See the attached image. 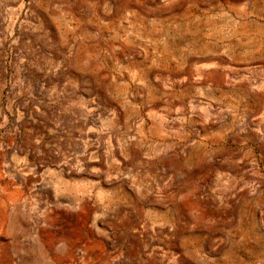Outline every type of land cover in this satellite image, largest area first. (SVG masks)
Segmentation results:
<instances>
[{"label": "rangeland", "instance_id": "obj_1", "mask_svg": "<svg viewBox=\"0 0 264 264\" xmlns=\"http://www.w3.org/2000/svg\"><path fill=\"white\" fill-rule=\"evenodd\" d=\"M0 264H264V0H0Z\"/></svg>", "mask_w": 264, "mask_h": 264}]
</instances>
